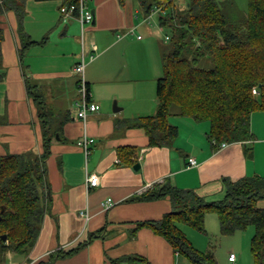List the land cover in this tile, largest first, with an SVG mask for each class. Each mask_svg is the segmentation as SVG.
Instances as JSON below:
<instances>
[{"label":"crops","instance_id":"1","mask_svg":"<svg viewBox=\"0 0 264 264\" xmlns=\"http://www.w3.org/2000/svg\"><path fill=\"white\" fill-rule=\"evenodd\" d=\"M65 1L20 3L25 10L24 32L35 42L45 41L30 48L24 65L19 57L16 12L0 18L4 33L0 74L5 76L0 82V156L43 153L39 109L28 94L26 75L45 98V109L62 128L64 139L53 141L47 160L50 189L38 239L29 254H9L6 264L45 263L52 253L81 244L86 245L76 255L53 264H114L125 257L137 259L122 264H191L163 237L147 228L136 229L137 223L160 220L171 211V202L128 200L169 179L180 189L194 190L207 201H217L225 194L224 178H264V111L252 114L253 139L247 143L215 149L207 136L209 123L173 117V124L179 128L174 145L150 147L146 132L132 125L157 111L156 83L163 69L157 29L148 26L154 14L146 16L135 0L124 4L119 0H88L87 7L94 11L95 19L82 35L76 19L60 14ZM143 31L146 37L138 39ZM83 52L91 100L101 106L86 124L77 118L78 76L73 72ZM84 131L95 140L88 158L78 145ZM122 147L138 149L139 171L121 163L117 152ZM190 158L197 161L196 167L188 168ZM91 175H97L100 184L89 189L87 179ZM107 199L115 205L104 211L102 203ZM259 206L264 208V202ZM211 215L206 218L208 228L213 226ZM214 228L220 231V224L214 223ZM183 230L198 250L209 251L205 237L190 227ZM99 231L100 237L90 241V235ZM248 232L233 235L231 242L236 245L227 251L237 260L232 263L228 258L229 264H249L243 249L238 248L241 242L250 248L253 232ZM235 250L241 253L240 259Z\"/></svg>","mask_w":264,"mask_h":264},{"label":"trees","instance_id":"2","mask_svg":"<svg viewBox=\"0 0 264 264\" xmlns=\"http://www.w3.org/2000/svg\"><path fill=\"white\" fill-rule=\"evenodd\" d=\"M24 1L0 0V18L7 12H16L23 65L30 48L45 43L33 41L24 32L25 10L20 4ZM76 1L66 0L65 4ZM126 1L119 0L121 4ZM248 1L246 13L230 9L233 4L229 0H187L185 7L179 6L178 0L137 1L146 16L159 15V26L168 31L166 41H169L168 49H162L163 75L157 80V111L136 119L132 125L146 132L150 147H166L178 137L179 128L170 123L171 117L208 122L207 136L215 149L253 139L252 114L264 111V0ZM3 41L0 29V55ZM26 76L28 94L39 109L43 153L0 156V264L7 263L9 254L25 255L33 249L50 189L47 160L53 141H64L62 128L56 126L53 114L45 109V98ZM4 78L0 74V82ZM117 154L125 166L134 167L138 163L139 151L134 147H122ZM222 184L225 194L217 201H207L194 190L180 189L169 179L155 184L128 202L168 199L172 209L160 220L137 223L136 229L147 228L163 237L191 264H217L213 250H198L183 230L190 227L207 234L206 218L214 214L222 236L252 228L253 263L264 264V208L259 206L264 202V178L253 176L237 181L224 178ZM100 233H92L90 241L99 238ZM85 245L54 252L48 262L41 264L72 257ZM136 259L125 257L114 264Z\"/></svg>","mask_w":264,"mask_h":264},{"label":"built area","instance_id":"3","mask_svg":"<svg viewBox=\"0 0 264 264\" xmlns=\"http://www.w3.org/2000/svg\"><path fill=\"white\" fill-rule=\"evenodd\" d=\"M87 2L88 0H77L75 3L63 5L60 9V14L62 18L76 19L80 23L82 29V35H84L85 33V26L92 24L95 19L94 12L87 7ZM134 31L135 29H132L131 31L132 35H135ZM138 39H141V36H139ZM94 59H95L94 56L90 57V61H93ZM87 64L88 62L83 52L80 61L75 65L73 69L74 74L78 76V80H77L78 98L75 102L76 114H77V118L81 120L84 124L87 123V120L90 115L96 114L101 110V106L97 103L92 102L91 100L90 88L86 79ZM254 94H257L256 90H254ZM94 143L95 140L88 135L87 131H84V134L79 140L78 145L82 148L87 158L91 153V149ZM227 146H228L227 144H223L221 145L220 148L224 149ZM197 165H198L197 161L194 158L189 159L188 168L196 167ZM99 184H100V178L97 175H91L88 177L87 187L89 189L96 188L99 186ZM114 205L115 203L112 199H107L102 203V207L104 211H109ZM86 216L88 218V215ZM236 260H237L236 255L231 254L229 256L230 262L235 263Z\"/></svg>","mask_w":264,"mask_h":264},{"label":"rangeland","instance_id":"4","mask_svg":"<svg viewBox=\"0 0 264 264\" xmlns=\"http://www.w3.org/2000/svg\"><path fill=\"white\" fill-rule=\"evenodd\" d=\"M135 1L137 2L138 0H135ZM217 1H226V0H217ZM248 2H249L248 0H229V3L233 4L232 5L233 7H230V9L233 8V10H235L237 13H241V12L246 13L248 11ZM186 4H187V0H178L179 6L185 7ZM153 13H155V12H153ZM148 22H149L148 26H150L152 28L155 27L157 29L156 40L158 41V44L160 45V47L164 50H167L169 41L168 40L166 41V36L168 34V31L161 29V27L159 26V15L157 14V15L152 16L150 18V20H148ZM139 35H141V37L142 36L146 37V34L144 31L140 32ZM162 75H163V71L160 72V77H162ZM148 76L150 77L151 74H148ZM150 80H151V78H148V81H150ZM173 119H175V118H173V117L170 118V123L172 125H174L173 123H175V121ZM188 119H190V118H188ZM205 123H208V122H205ZM174 141L170 142V145H174V143H175ZM209 219H210V222L213 221V226L211 228H208L206 226V230L208 232V235L202 234L200 232H198V233H199L201 238L205 237L207 239L206 249H207V246L209 244L210 245L209 250H213L217 264H229L228 258H229L230 253H228L227 248L228 247H234L236 245V244H232V242H231L233 239V236H222L219 230L217 232H215L214 231V229H215L214 223L215 224L217 223L219 226L217 216L212 214ZM252 232L254 234V230L252 228H249L248 233H252ZM245 235H249V234H243V236H245ZM238 248L243 249V251L245 253V257H247V261L245 260V262L249 261V264H252L253 263V257L250 253V248H246V246H244V243H242V242L238 243ZM206 249L204 251H206ZM233 252H235L238 256V259H240L241 253L237 250H235Z\"/></svg>","mask_w":264,"mask_h":264},{"label":"water","instance_id":"5","mask_svg":"<svg viewBox=\"0 0 264 264\" xmlns=\"http://www.w3.org/2000/svg\"><path fill=\"white\" fill-rule=\"evenodd\" d=\"M94 12V11H93ZM115 110V109H114ZM134 169L136 170V171H139L140 169H141V165L140 164H137V165H135L134 166ZM0 221H1V216H0ZM5 241L7 240V238L6 237H4L3 238Z\"/></svg>","mask_w":264,"mask_h":264}]
</instances>
